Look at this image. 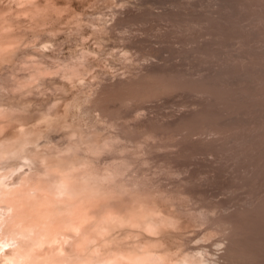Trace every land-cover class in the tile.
I'll return each mask as SVG.
<instances>
[{
	"label": "rangeland",
	"instance_id": "obj_1",
	"mask_svg": "<svg viewBox=\"0 0 264 264\" xmlns=\"http://www.w3.org/2000/svg\"><path fill=\"white\" fill-rule=\"evenodd\" d=\"M25 1L0 0L17 40L13 61L0 60V107L19 112L1 122L0 140L31 133L20 152L4 153L0 171L15 160L27 168L21 155L48 140L79 145L97 174L109 160H133L115 200L130 206L126 217L149 215L140 219L151 232L116 215L101 236L105 255L148 247L158 264L166 254L173 264H220L230 241L264 240L245 221L250 196L264 191V0ZM38 62L52 71L32 84ZM18 75L31 87L20 89ZM105 141L100 153L94 146Z\"/></svg>",
	"mask_w": 264,
	"mask_h": 264
},
{
	"label": "bare ground",
	"instance_id": "obj_2",
	"mask_svg": "<svg viewBox=\"0 0 264 264\" xmlns=\"http://www.w3.org/2000/svg\"><path fill=\"white\" fill-rule=\"evenodd\" d=\"M25 2L26 1L23 0V3H25ZM28 2H30V0H28ZM31 3L33 5H35L34 4L35 1H34V3L33 2H31ZM24 7L25 6H23L21 8H24ZM4 13H3V10L0 9V14L2 15ZM7 17H5V15L4 16L2 15V17H0L2 19L0 21V60H2V62H4L3 60L6 56H7V58L9 57L10 59H12L11 56L15 55V54L13 55L12 52H14V49L17 48L15 46V44L17 43V40H15L16 37H14L12 33L10 34L9 32H6L7 28H8L7 31H9L8 24L11 23L10 22L11 20H8ZM10 17H12V16L10 15ZM5 19H6V21H9V23L6 22ZM9 19H11V18H9ZM13 20H15V19H13ZM5 25H7L8 27L4 28ZM10 27H12V26L10 25ZM20 35H22V34H20ZM17 36L19 37V35H17ZM14 53H16V52H14ZM35 56L33 55V57H35L34 59L42 60V59H37V55H35ZM38 57H40V56H38ZM9 58H8V60H9ZM41 58H42V56H41ZM13 59H14V57H13ZM13 59L11 61H13ZM23 60L29 61L28 58L27 59L22 58L21 62ZM24 61H23V63H24ZM39 62L45 63L43 61H39ZM39 62L37 63L39 65L36 64L37 66H35L36 67L35 71H34V69L32 70L34 75L32 76L30 74L32 79L30 76L28 77L31 79L30 81L32 84H34L33 82L36 79L38 81L45 80V79H43L44 78L43 76L46 73L48 75V73L49 72L51 73V71H52V67H50L46 64H40ZM25 63H26V61H25ZM29 63H31V64L34 63V65H35V61L34 62L30 61ZM68 65H69V63H68ZM31 66L33 68V65H31ZM74 66H75V64H74ZM74 66H72V68H74ZM63 67H64V65H63ZM67 68L69 69V72H70V68L69 67H67ZM71 70H73V69H71ZM73 72H75V71H73ZM73 72H70V75H71V73L73 74ZM76 73H77V71H76ZM35 75L36 76L39 75V76H37L38 78H35L36 77ZM18 77H19V75H18ZM40 77H43V78H40ZM8 79L10 80V78H8ZM13 79L15 81L18 80V79L16 80L15 77L11 78V80H13ZM20 79H22V78L19 77L20 82L19 81L17 82V84L21 83L20 85H18L19 88L21 87L20 89H23L22 86H24V89H25V85H26V87H28V86L31 87V84H29L30 83L29 79L28 80L22 79L23 84H22ZM42 81L39 83H42ZM11 83H13V82L11 81ZM36 83H38V82H36ZM14 84L12 85L14 87H11V84H10V87L15 88L16 86ZM30 87H29V89H30ZM13 90H16V89H13ZM10 92H12V91H10ZM27 93H29V92H27ZM11 99H14V98H11ZM15 99H17V98H15ZM23 100H25V99L23 98ZM8 107H10V106H8ZM6 108H7V106L4 108L0 107V124L4 120V118H6V120L7 119L9 120V115H10V119H11V116L13 115V113L17 112L15 110L11 115L10 112H12L11 111L12 106L10 107L11 109L7 108L10 112ZM17 113H19V112H17ZM17 113H16V115H17ZM107 123H109V122H107ZM112 124H114V122ZM110 126H112V125H110ZM1 128L2 127L0 125V129ZM89 129H90V126H89ZM17 132H18V130H17ZM29 132H30V130H28V129H26V131L23 132L24 134H26V136H25L26 138H27V135L29 134ZM23 133H21V135L14 140H11V138H3L2 140H0V160L4 157L5 152L6 153L7 152L18 153L21 151V149H22L21 144L25 141H26V143L28 142L27 139L23 138V136H22V135H24ZM84 135H86V134H84ZM75 137L76 138H74V139L77 140L78 136H75ZM85 137H87V135ZM87 139H88V143H89L91 138H90V140H89V138H87ZM46 141H47V139H46ZM84 141H85V139H84ZM106 141H107V139H106ZM106 141H105V143H106ZM114 141H116V140H114ZM114 141L112 140V142H113L112 144H114ZM51 142H52L51 140H48L46 142V144H44V146L46 148L43 146L45 149L42 147V150L41 149L33 150L34 148L32 149L31 147H30L31 149L25 148L26 151H24L25 153L23 155H21V157L23 158V156H26L24 158L26 160V162H22V163H23V166L24 165H29V166L27 168H22V166L19 165L20 164L19 161H16V160H15V162L13 161L14 164L16 162H18L19 164H17V165H19V167H21L22 169L17 171L15 173V175L13 174L14 176H13L12 180H9V179L7 180L6 178L8 175L12 174V173H9L10 170H14V168L17 169V165L15 167L14 164L11 165V162H8V164L6 163L4 165H6V166L9 165V166L6 168V166L3 165L5 168H3L0 171V255H4V250H6V248L9 249V250L5 251V256L3 258L4 261H2V263H0V264H39L42 262L44 264H150V262H151V264L154 263V260H153V262L151 261V256H153L154 252L152 253V251L150 249H147L148 247L146 249H144V247H143V249H138L137 247H134L132 245L133 246L132 249L127 253L122 252L120 250L119 251L118 250L113 251V249H111L112 253L110 251L107 255H105L102 252L103 249L101 250V243H100L101 242V236H102V234L108 232L109 231L108 229L111 227V226H109L108 223L107 224H105V223L107 221L108 222L113 221V219L115 218L116 215H118V216L124 215L123 211H126L130 207L129 205H128L129 207L126 206L127 208H126V210H124V208H123L124 204L122 205V203L120 202L121 200H118V199L115 200L117 195H119V193H120V191L118 190L120 187L118 188V186H117L118 189L115 187H116V183L118 182L117 179H119L118 177L124 175L125 170L129 169L128 167H130V166H128L129 163H131V161H133V160H130L128 158L126 159L127 156H125V158L122 157L123 158L122 160H119L121 158H119L118 160L117 159L109 160L108 162H106V165L104 164L105 165V167H104L105 171H103L102 174H97V173H95V171H92V169L95 167V163L97 161L95 162L94 160H91L92 158L90 159V158L84 156L79 151V149H80L78 147L79 145H76L73 143H67L66 145H59V144L53 143V142H52V144H50ZM81 144L83 145V143H81ZM98 144L100 145V143H97V145ZM82 145H81V147H82ZM84 145H85V143H84ZM97 145L94 147H96V149L98 151L99 150L104 151L105 147L108 145V143L102 144L100 146L99 145L97 146ZM111 146H109V148H111ZM94 149L95 148H93V150ZM92 152L94 153L96 151H92ZM100 153H102V151ZM97 154H99V153H97ZM98 156H100V155H98ZM100 166L101 165L99 164V167ZM13 172H15V170ZM126 176H128V175H126ZM142 179H145V178H142ZM131 182H133V181H131ZM128 185H130V184L128 183ZM125 188H127V185ZM121 189L122 188H120V190ZM131 189L134 190V188H131ZM141 189H142V187H141ZM127 192L128 191H126V193ZM121 193L123 195V192H121ZM250 194H252V193L248 192L247 195H250ZM126 195H128V194H126ZM129 195H128V197H129ZM135 196L137 197V195H135ZM119 197H120V195H119ZM121 198H122V196H121ZM123 198H124V196H123ZM134 199H136V198H134ZM18 202H20L22 204L20 205ZM126 202H128V201H126ZM247 202L248 203H246V204L249 205L250 213H248L247 216L245 217V221L249 222V226L256 227L257 233H262L264 236V191H263V194H261V195L257 194L253 197L251 195ZM16 203H18L20 206H23L22 208H24L25 207L24 205H26V209L24 208L25 210L24 209L21 210L22 208L20 209L18 204H17V206L19 208V210L17 211L18 208L16 209V207H17ZM247 205H245V206H247ZM131 207H133V206H131ZM20 211L24 212L25 218L28 217L27 221L26 220L22 221L21 219L16 218L18 216H20V218H21L20 213L18 215L16 214L17 212H20ZM154 213H156V212H154ZM243 213H245V212L243 211ZM260 214H262V215H260ZM15 215H17V216L15 217ZM130 215H133V216L126 217L124 215L125 219L130 221L134 225L136 224V226H138L141 230H143V231L145 230L146 232H148V231L151 232L150 229L152 227L149 225L148 220H142V219H144V217L146 215H143V217L141 215H139L142 217V219H140L141 217H138V215H136V214L131 213ZM148 216L149 215H147L146 217H148ZM258 216H260V218ZM115 220H116V218H115ZM168 220H170V219H167L164 217L162 219V222L166 223V222H168ZM233 221H235V220H233ZM236 221H239V220L237 219ZM235 222H232V223H235ZM169 223H170V221H169ZM234 225H236V224H234ZM112 226H113V223H112ZM241 226H243V224H241ZM120 227H121V225H120ZM251 227H249V228H251ZM126 228H127V226H126ZM244 228H246V227H244ZM113 229H114V227H113ZM129 229L130 228H127V230L125 229V231H129ZM5 230H9L10 234H12V235H10V237L6 236V235H8V233H5L4 232ZM121 231H122V229H121ZM160 231H162V227H160ZM235 232H236V230H235ZM238 232L240 233L241 231H238ZM262 234H261V238H262ZM109 235H110V233H109ZM256 236H257V234H256ZM145 237L148 238L147 236H145ZM259 237H260V235H259ZM151 239H153V238H151ZM115 240L116 239H114V241ZM139 241H141V240H139ZM158 241L156 244L159 243ZM102 242H104V241H102ZM150 243H152V241ZM124 244H126V243H124ZM102 245H103V243H102ZM87 249H89L93 254H89L91 252L88 253ZM156 251H158V250H156ZM165 251H167V250H165ZM166 253L167 252H165L164 254H166ZM154 255H155V253H154ZM156 255H158V254H156ZM167 255L168 254L164 255V257L165 256L167 257ZM260 255L262 256V258H264L263 257L264 256V240L263 239H258V238L257 239L256 238L255 239H248L246 241L244 240L243 242L230 241V244L227 247V252L225 254H223L222 261L220 264H252L253 260L257 262V260H255L256 259L255 257H257V256L259 257ZM166 257L163 258L164 259L163 262L166 261V263L167 262L169 263V260H165ZM92 258H94V259H92ZM170 258H171V255H170ZM262 258H260V259H262ZM161 260H162V257H161ZM170 260L172 261L173 259L171 258ZM181 261H183V260H181ZM262 261H263V259H262ZM170 263H172V262H170ZM154 264H158V263H154ZM257 264H258V262H257Z\"/></svg>",
	"mask_w": 264,
	"mask_h": 264
}]
</instances>
